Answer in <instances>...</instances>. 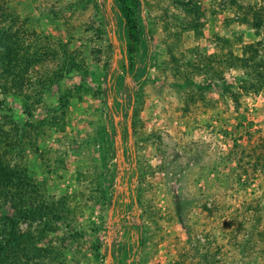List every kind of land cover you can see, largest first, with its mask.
<instances>
[{"label":"rangeland","instance_id":"rangeland-1","mask_svg":"<svg viewBox=\"0 0 264 264\" xmlns=\"http://www.w3.org/2000/svg\"><path fill=\"white\" fill-rule=\"evenodd\" d=\"M0 30L16 264H264V0H0Z\"/></svg>","mask_w":264,"mask_h":264},{"label":"trees","instance_id":"trees-1","mask_svg":"<svg viewBox=\"0 0 264 264\" xmlns=\"http://www.w3.org/2000/svg\"><path fill=\"white\" fill-rule=\"evenodd\" d=\"M116 8L125 26L128 39L126 49L128 55L131 56L136 53L137 45L139 42V38L137 35V21L134 18V12L128 9L127 7L116 6ZM4 36L5 33L0 30V42L2 41V37ZM13 223L14 222L9 217L0 218V231H2V235L6 236L0 237V264L17 263V254L15 253V251L18 246L14 237L17 233L15 231Z\"/></svg>","mask_w":264,"mask_h":264},{"label":"water","instance_id":"water-1","mask_svg":"<svg viewBox=\"0 0 264 264\" xmlns=\"http://www.w3.org/2000/svg\"><path fill=\"white\" fill-rule=\"evenodd\" d=\"M127 130H128V134H129L128 138L130 140L132 138V135H131V120L130 119H128V121H127Z\"/></svg>","mask_w":264,"mask_h":264}]
</instances>
